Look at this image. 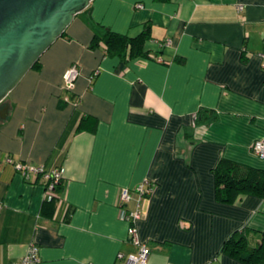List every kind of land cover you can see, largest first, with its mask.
Wrapping results in <instances>:
<instances>
[{
    "label": "crops",
    "instance_id": "1",
    "mask_svg": "<svg viewBox=\"0 0 264 264\" xmlns=\"http://www.w3.org/2000/svg\"><path fill=\"white\" fill-rule=\"evenodd\" d=\"M144 25L151 58L89 48L104 27L132 37ZM64 33L18 90L27 100L14 97L12 119L0 124V264L31 243L30 264H122L116 254L136 247L118 218L119 193L144 179L152 191L134 222L149 248L144 264H244L222 243L240 231L250 245L259 240L264 197L217 201L211 169L219 158L264 169L250 151L264 138V0H91ZM71 63L78 75L66 93ZM200 109L215 119L195 125ZM7 156L63 166L60 199L45 204L43 178H24Z\"/></svg>",
    "mask_w": 264,
    "mask_h": 264
},
{
    "label": "trees",
    "instance_id": "2",
    "mask_svg": "<svg viewBox=\"0 0 264 264\" xmlns=\"http://www.w3.org/2000/svg\"><path fill=\"white\" fill-rule=\"evenodd\" d=\"M60 36H65V33L63 32ZM148 38V25H144L142 30L132 37L116 33L104 27L100 36H92L89 48H98L103 55H115L123 60L136 57L151 58L143 50L144 42ZM38 67L39 61L37 60L31 68L37 69ZM88 118L92 119L89 116L81 117L76 129L82 128ZM214 119L215 115L212 111L200 109L194 117V124L206 126ZM211 172L213 175L214 197L219 202L232 203L239 197L246 195L257 198L264 197V169L253 168L225 158H219ZM61 188L60 179L49 193L50 197H44L45 204L50 205L54 200L60 199ZM247 233H250V231H240L231 235L222 243L221 252L244 264H262L264 259V233H260V238L254 245L249 244Z\"/></svg>",
    "mask_w": 264,
    "mask_h": 264
},
{
    "label": "water",
    "instance_id": "3",
    "mask_svg": "<svg viewBox=\"0 0 264 264\" xmlns=\"http://www.w3.org/2000/svg\"><path fill=\"white\" fill-rule=\"evenodd\" d=\"M90 1L0 0V101Z\"/></svg>",
    "mask_w": 264,
    "mask_h": 264
},
{
    "label": "built area",
    "instance_id": "4",
    "mask_svg": "<svg viewBox=\"0 0 264 264\" xmlns=\"http://www.w3.org/2000/svg\"><path fill=\"white\" fill-rule=\"evenodd\" d=\"M136 7H141L140 4H136ZM242 9L241 5H236V12ZM168 39L166 43H168ZM97 71L94 70L88 76V82L91 78L96 75ZM78 75V68L75 63H71L63 72L61 77L62 88L66 93L70 91L73 86L74 80ZM64 102H71L76 104V97H70L66 94L63 96ZM250 151L258 158H264V138L256 139L250 144ZM5 162L12 165V167L20 173L24 178L29 175H39L43 178L45 185L44 187V197L49 198V193L52 191L53 187L62 178L64 167L59 166L56 168H51L45 170L42 165H31L22 162H14L10 157L4 158ZM152 191V185L147 179H144L140 183L136 184L132 189L122 188L119 193L118 200V218L127 224L126 232L128 239L135 245L136 249L134 253L123 255L122 253H117L116 258L122 259V264H144L146 262L147 256L149 254V248L145 243L138 242L135 237L134 222L140 216V205L142 200L147 197ZM132 202V207L128 208L127 204ZM38 261L37 256V246L33 243L29 244L25 254L15 261L3 264H30L32 262Z\"/></svg>",
    "mask_w": 264,
    "mask_h": 264
},
{
    "label": "rangeland",
    "instance_id": "5",
    "mask_svg": "<svg viewBox=\"0 0 264 264\" xmlns=\"http://www.w3.org/2000/svg\"><path fill=\"white\" fill-rule=\"evenodd\" d=\"M34 72H32V70H28L23 77L19 80V82L15 85V87L13 89H11L6 95L5 97L0 101V111L1 109L5 108L6 111L8 110L9 113L7 115H5L4 118H0V124L5 123L7 120L12 119L11 116V111H12V103H13V98L14 101L15 100H27V98H25L24 95H18V90L22 89L24 87H28L30 85H32V82L34 80ZM60 86L62 87V83L60 84ZM16 95L18 97H16ZM8 108V109H7Z\"/></svg>",
    "mask_w": 264,
    "mask_h": 264
}]
</instances>
